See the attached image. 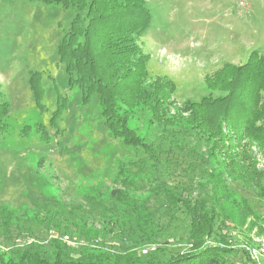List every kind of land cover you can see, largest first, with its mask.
<instances>
[{
  "label": "rangeland",
  "instance_id": "obj_1",
  "mask_svg": "<svg viewBox=\"0 0 264 264\" xmlns=\"http://www.w3.org/2000/svg\"><path fill=\"white\" fill-rule=\"evenodd\" d=\"M147 5L155 20L148 35L138 41L143 53L149 55L147 77L171 80L176 86L177 104L205 95L206 75L224 62L241 64L251 51L264 52V0H148ZM70 18L69 12L42 3L0 0V93L10 105L6 131L0 135V252L20 248L29 240L48 250L50 238H59L74 257L86 246L117 254L130 250L144 254L157 249L154 257L164 260L184 252L189 248V221L180 214L167 217L164 206L159 207L165 203L163 196L148 192L149 188L153 193L159 190L152 164L141 150L112 140L98 113H84L78 95L67 89L64 66L56 52ZM30 74L40 77L47 113L35 105ZM58 94L67 99V108L63 131L56 135L48 121ZM137 126L141 136H149L155 147L161 145L164 151L162 132ZM188 146L196 148L198 144L191 140ZM204 151V146L197 149L200 155ZM256 159L258 168H262L264 159L257 153ZM168 162L171 167L164 162L159 166V178L168 186L176 185L181 177L173 166L175 161ZM120 168L137 178L135 184L126 186L128 198L140 203L148 197L146 205L158 212L163 232L152 244L143 243L129 225L121 229L118 224L122 217L116 212L111 215L114 222L108 218L117 204L110 192L123 189L115 182ZM171 168L174 175L166 173ZM199 174L202 171L194 169L188 175L198 182ZM229 184L252 207L264 211L252 191L237 181ZM198 190L196 185L194 196ZM4 211L11 213L8 231L2 227ZM222 218L217 219L219 229L215 234L227 246L243 250L256 245L254 240H264V235H257L251 228L252 221L241 225L236 220H224V225ZM82 230H87L88 236L82 235ZM64 234L68 240L63 239ZM238 253L232 260L244 264V255Z\"/></svg>",
  "mask_w": 264,
  "mask_h": 264
},
{
  "label": "trees",
  "instance_id": "obj_2",
  "mask_svg": "<svg viewBox=\"0 0 264 264\" xmlns=\"http://www.w3.org/2000/svg\"><path fill=\"white\" fill-rule=\"evenodd\" d=\"M25 1L70 13L56 52L64 66L67 89L78 95L84 113L87 110L98 113V120L112 140L143 152L152 164L159 189L153 193L149 188L148 192L163 196L165 203L159 207L164 206L167 217L177 218L180 214L188 219L189 248L165 260L154 257L157 249L145 254L140 250L117 254L87 246L74 257L71 248L59 242V238H50L48 250L29 240L20 248L0 252V264H238L232 260L238 252L244 255L247 262L244 264H254L245 249L227 246L223 238L216 237L215 230L219 229L217 219L223 217L224 225L233 220L243 225L250 220L257 235H264V211L252 207L229 184L230 181L241 183L264 205V164L258 168L256 159V153L264 159V52L251 51L241 64L224 62L206 75L205 95L196 101L177 104L176 86L171 80L147 77L149 55L143 53L138 41L148 35L155 20L148 0ZM28 82L35 105L47 113L49 108L42 102L40 77L30 74ZM1 96L0 93L2 136L10 105ZM66 108L67 99L58 94L48 121L50 128L55 127L56 135L63 131ZM137 125L162 132L164 151L161 145L155 147L149 136H141ZM40 127L46 131L43 123ZM191 140L198 144L196 148L188 146ZM199 146L205 148L202 155L197 152ZM173 154H180V158L172 159ZM170 160L175 161L173 166L181 180L168 186L159 178L158 170L163 162L170 166ZM194 169L202 171L198 182L188 175ZM170 172L172 168L166 171ZM115 182L123 189L110 192L120 208L112 207L109 220L115 221L111 215L116 212L122 217L118 224L121 229L129 225L143 243L152 244L163 232L156 217L158 212L146 205L148 197L140 203L128 198L126 186L135 184L136 176L120 168ZM194 185L199 187L196 196ZM10 215L7 211L2 213L5 231L11 225ZM47 231L62 234L52 229ZM80 233L88 236L87 230Z\"/></svg>",
  "mask_w": 264,
  "mask_h": 264
},
{
  "label": "built area",
  "instance_id": "obj_3",
  "mask_svg": "<svg viewBox=\"0 0 264 264\" xmlns=\"http://www.w3.org/2000/svg\"><path fill=\"white\" fill-rule=\"evenodd\" d=\"M63 239L68 240L69 237L67 235H64ZM254 243H256V245L253 244L252 247L244 249L247 252L251 262H253L254 264H259V261L264 262V240H254ZM153 249L154 248H152L151 250ZM142 253L145 254L146 251H143Z\"/></svg>",
  "mask_w": 264,
  "mask_h": 264
}]
</instances>
